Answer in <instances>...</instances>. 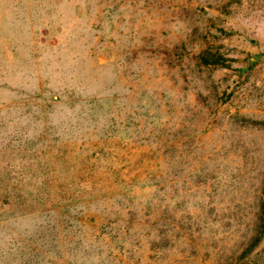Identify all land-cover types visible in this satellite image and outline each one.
Returning a JSON list of instances; mask_svg holds the SVG:
<instances>
[{
  "label": "rangeland",
  "instance_id": "rangeland-1",
  "mask_svg": "<svg viewBox=\"0 0 264 264\" xmlns=\"http://www.w3.org/2000/svg\"><path fill=\"white\" fill-rule=\"evenodd\" d=\"M0 264H264V0H0Z\"/></svg>",
  "mask_w": 264,
  "mask_h": 264
}]
</instances>
